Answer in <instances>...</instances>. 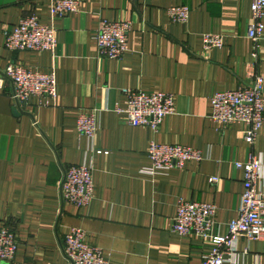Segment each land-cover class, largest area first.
Masks as SVG:
<instances>
[{
	"label": "crops",
	"instance_id": "0c3cea01",
	"mask_svg": "<svg viewBox=\"0 0 264 264\" xmlns=\"http://www.w3.org/2000/svg\"><path fill=\"white\" fill-rule=\"evenodd\" d=\"M74 1L77 12L54 19L53 0H0V72L11 64L55 70L58 92L54 100L31 98L18 116L14 85L0 76V228L16 234L22 264H72L62 246L73 228L84 230L109 264H203L211 247L173 232L179 200L215 205V234H225L244 193V172L235 164L251 151L264 163V128L251 149L244 126L221 127L210 117L216 92L264 76V39L255 58L247 38L252 0ZM181 5L191 9L186 24L168 15ZM33 15L56 28V51H9L7 34ZM119 20L133 24L130 50L106 60L97 31L103 21ZM206 34L224 35L225 47L207 53ZM125 88L173 94L176 113L157 133L129 126L116 111L126 106ZM92 110L99 126L93 142L77 131L79 114ZM151 142L200 150L204 160L154 173ZM84 163L94 168L95 198L84 208L62 207L63 167ZM225 264H264V240L240 239Z\"/></svg>",
	"mask_w": 264,
	"mask_h": 264
},
{
	"label": "built area",
	"instance_id": "2783aa9c",
	"mask_svg": "<svg viewBox=\"0 0 264 264\" xmlns=\"http://www.w3.org/2000/svg\"><path fill=\"white\" fill-rule=\"evenodd\" d=\"M79 10L74 0H53L51 14L54 19L66 17ZM191 9L186 5L168 9L170 19L177 24L189 21ZM133 24L129 20L115 22L103 21L97 31L96 41L99 54L106 60H122L130 50L129 37ZM247 38L253 42L258 58L263 50L264 39V0H252V22L248 27ZM225 36L206 34L203 46L207 53L225 47ZM57 30L54 26L42 24L38 16L21 19L15 29L7 34L6 47L11 52H55L57 49ZM6 79L14 85L12 99L18 101L22 109L31 98L54 100L57 98L56 72H40L18 64L9 65L3 72ZM0 80V94L3 92ZM125 108L116 111L125 117L129 126L150 128L155 133L162 123L176 113V97L167 93H152L125 88ZM211 119L221 127L234 124L244 126L243 140L251 147L264 128V76L255 74L251 83L236 91L216 92L211 99ZM97 111L82 112L77 118L78 133L94 141L98 131ZM98 153H102L98 151ZM152 172L160 170L183 169L188 162H202L204 155L200 150L182 145H166L151 142L148 150ZM237 170L244 172V193L238 205V217L227 225L225 234H215L217 207L179 200L177 215L174 218L173 232L180 236L195 237L211 247L204 256L203 264H225L227 256H235L240 239L247 241L264 240V191L259 183L264 177L263 161L251 151L248 159L237 162ZM218 182L217 179H212ZM66 203L84 208L95 198L94 168L87 164L69 166L63 186ZM64 251L73 264H109L103 250L87 242L84 230L73 228L64 239ZM18 240L8 226L0 228V262H17Z\"/></svg>",
	"mask_w": 264,
	"mask_h": 264
},
{
	"label": "water",
	"instance_id": "95a60500",
	"mask_svg": "<svg viewBox=\"0 0 264 264\" xmlns=\"http://www.w3.org/2000/svg\"><path fill=\"white\" fill-rule=\"evenodd\" d=\"M0 76L5 78L4 74L1 73V72H0ZM14 111H15V114L18 115V116L21 115V114H27V113L23 112V110L21 109L20 104H19L18 101H16V107H15ZM63 173H64V177H63V181H62V184H61V187H60L61 195H62V207H64V204H65L64 197H63V186H64V183L66 181V169L64 167H63ZM62 248L64 250V246H62Z\"/></svg>",
	"mask_w": 264,
	"mask_h": 264
}]
</instances>
